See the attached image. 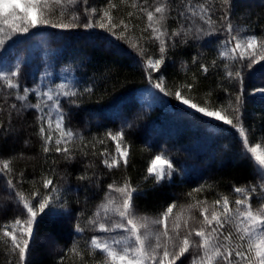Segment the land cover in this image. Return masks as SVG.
Listing matches in <instances>:
<instances>
[{"label": "snow or ice", "instance_id": "6c2138e0", "mask_svg": "<svg viewBox=\"0 0 264 264\" xmlns=\"http://www.w3.org/2000/svg\"><path fill=\"white\" fill-rule=\"evenodd\" d=\"M121 2L127 4L128 0ZM78 4L87 5V0H0V65H3L0 66V82L6 89L13 90L9 95H14L13 102L8 103V96H5L4 103L0 104V113L6 112L8 117L7 121L0 119V135L15 134L18 129L14 120L23 119L26 112L35 110L37 135L43 153H59L65 162L71 163L77 154L88 156L89 147L95 149L97 142L104 144L106 139L114 142V153L105 147L103 152L92 151L91 154L99 156L107 169H118L121 165L126 167L130 156L125 130L135 127V119L139 117L131 122L125 121L119 130H108L104 139L96 141L93 137L92 142L85 144V138L79 132L66 126L70 123L67 119L69 114L64 111L61 98L68 104L76 105L82 96H91L93 88L84 87L81 90L66 83L47 84L43 88L39 84L35 87L22 86V61L16 59L8 65L7 62L13 59L10 54L6 55L9 48L45 28L61 31L99 28L116 41L127 43L137 53L150 88L156 90L154 94L167 97L171 93L166 90L165 77L161 72L168 49L176 47L177 39L181 44H188L190 40L198 41L223 31L225 39L219 43L222 49L219 56L234 62V70L229 69L228 64L225 68L229 69L227 78L237 86L234 94L229 93L226 107L201 106L185 98L179 88L174 98L189 111L198 114L202 122L219 121L237 130L241 138V155L254 162L259 170L260 188L264 189V147L260 143L252 144L241 118L247 95L245 70L250 69L247 75L251 76L256 66L264 62V38L255 34L245 36L236 31L230 19L234 0H218V7L217 0L195 3L194 0H152V3L149 0H132L130 6L135 11H128L127 20L121 18L119 22L112 14L117 8L112 0H108L107 6L101 9L85 6L83 12L76 10ZM174 12L179 27L170 32L168 20ZM216 13H219L218 21L213 19ZM133 18H146L138 39L130 35ZM197 19L200 23H196ZM147 44L155 45L157 52L148 54ZM192 62L197 63L198 58L192 57ZM212 64L215 66L216 61ZM186 67L182 64V68ZM200 68L203 73L209 72L205 64H200ZM153 74H157L158 78L154 79ZM183 87L192 89L193 85L189 83ZM253 93L264 96V87L254 88ZM30 95H34V103L29 102ZM229 112L231 115L227 114ZM12 164L11 157L0 159V176L7 177L6 185L11 193L8 199L21 207L23 216L0 225V242L8 245L16 258L15 264H29L32 244L36 239V225L46 216L57 215V209L67 211V201H63L66 189L62 184L54 183L53 168L52 175H44L40 181L43 191L37 188L26 194L22 190L24 174L21 172L17 181ZM92 167V163L86 165L84 173L77 179L95 183V172L88 174V169ZM178 171L173 160L161 150L151 159L146 178L159 185L171 182ZM32 183L35 185L36 181ZM107 188L104 199L87 221L97 233L88 242V254L93 256V264H184L182 258L187 255H190L189 264H264V203L253 206L256 186L250 189L235 187L233 191L241 198L234 201L222 195L211 203L207 200L179 206L172 203L156 218L138 214L135 201L141 194L140 187H134L127 178L120 184L113 181ZM201 190L197 188L193 191ZM188 195L191 196V193ZM256 198L264 199L260 196ZM177 207L179 211L173 215ZM82 215L76 217L74 224L78 234L85 231L80 223ZM67 251L83 260L77 241H73ZM97 251L101 254L99 260L94 257ZM63 261L61 256L58 264H63Z\"/></svg>", "mask_w": 264, "mask_h": 264}, {"label": "trees", "instance_id": "16d2710c", "mask_svg": "<svg viewBox=\"0 0 264 264\" xmlns=\"http://www.w3.org/2000/svg\"><path fill=\"white\" fill-rule=\"evenodd\" d=\"M112 2L117 5L112 13L117 22L121 18L127 20L128 11H135L130 6L132 0H128L127 4L121 0ZM195 2L203 0H194ZM149 3H152V0H149ZM107 4L108 0H87V5L78 4L76 10L83 12L85 6L89 9H101ZM216 6H219L218 0ZM175 17L174 12L168 20L170 32L179 27ZM213 19L218 21L219 13H216ZM230 19L234 26L245 24L256 35L264 38V1L249 7L243 5L242 0H234ZM145 21L146 18L131 20L130 35L134 39L142 35L141 30ZM196 23L200 21L197 19ZM43 31L45 30L41 32ZM65 32L74 37L78 36L75 40L77 45L73 47L72 52L79 57L78 61L81 63L78 75L86 80L79 89L93 88L92 95L82 96L76 105L68 104L61 98L64 111L69 114L67 119L70 123L66 126L79 132L85 138V144H89L93 137L96 141L104 139V134L108 130H119L125 121L131 122L137 116L139 118L135 119V127L125 130L129 164L111 170L103 165L99 156L91 154L92 151L103 152L105 147L114 153L115 144L110 140L105 139L104 144L97 142L95 149L89 147L88 156L77 154L71 163L65 162L59 153H43L37 135L35 110L26 112L23 119L14 120V126L18 129L15 134L0 135V159L13 158L14 177L19 181V174L23 172L22 190L26 194L37 188L43 191L40 181L44 175H52L53 168L54 183L62 184L66 189L63 195V201H67L68 205L65 217H61L60 214L46 216L36 225V239L51 233L57 240L59 250L52 253L44 252L43 245L35 241L29 264H58L61 256L64 257L63 264H93V256L88 254L90 251L88 242L93 229L87 221L104 199L108 191L107 185L113 181L120 184L127 178L134 187L139 186L141 194L136 197V209L155 218L172 203L178 206L194 203L196 200H207L211 203L222 195H227L234 201L241 198L233 191L235 187L250 189L256 186L257 193L252 199L253 206L264 203V199L256 198L264 197V189L260 188L259 170L251 159L241 155V138L237 130L219 121L202 122L198 114L189 111L174 98V93L179 88L186 98L201 106L226 107L229 93L234 94L237 86L227 78L228 70H234V62L219 56V43L225 39L223 31L198 41L190 40L188 44H181L177 39L176 47H170L167 51L161 72L165 77L166 90L171 93L167 99L172 110L165 107H157L150 111L141 109L132 117L126 116L123 112L109 115L105 110L115 99L148 84L137 53L127 43L116 41L99 28L87 30L79 28ZM143 35L146 36L148 33ZM93 41V44L90 43ZM146 47L149 50L148 54L157 52L155 45L147 44ZM194 56L198 58L197 63L192 62ZM213 61H216L215 66L212 64ZM182 64L187 67L182 68ZM200 64L208 66L209 72L203 73ZM225 64L229 65V69L225 68ZM247 72L248 69L245 70L247 95L245 107L241 110V118L252 144L260 143L264 147V96L253 93V89L258 88L259 84L255 82V78L248 76ZM153 75L156 79L157 74ZM189 83L193 85L192 89L183 87ZM11 92L13 90L6 89L0 82V104L4 103L5 96H8V103L14 101V95H9ZM29 102H35L34 95H30ZM227 114L231 115L230 112ZM0 119L7 121V113H0ZM53 134L56 135L55 132ZM161 150L173 160L179 171L173 175L171 182L165 181L157 185L153 179L146 178L147 167ZM89 163H92L93 167L88 169V174L92 175L95 172V183L77 179L84 173L85 166ZM6 180L7 177L0 176V225L14 220L17 216H23L21 207L14 200L8 199L11 193ZM33 181H36L35 185ZM197 188L202 190L193 191ZM177 211L179 207L174 209V213ZM81 213L83 215L80 223L85 231L78 234L74 230V224L76 217ZM73 241L78 242L83 260L67 251ZM94 257L99 260L101 254L97 251ZM15 260L8 245L0 242V264L9 262L15 264Z\"/></svg>", "mask_w": 264, "mask_h": 264}, {"label": "rangeland", "instance_id": "374dc122", "mask_svg": "<svg viewBox=\"0 0 264 264\" xmlns=\"http://www.w3.org/2000/svg\"><path fill=\"white\" fill-rule=\"evenodd\" d=\"M263 1L264 0H242V3L243 5L246 4L252 7ZM235 26L236 31L241 35L246 36L255 34L254 31L245 24ZM44 30L43 32H36L25 40L17 41L13 47L9 48L6 54H10L11 57H13V59L7 62L8 65L14 63L16 59L22 61V75L20 77L22 86L35 87L39 84L41 88H43L47 84L66 83L70 86L79 88L84 85L86 80L78 75V70L81 66V63L78 61L79 57L72 52L73 47L77 45L75 40L78 36L74 37L70 33L57 29L45 28ZM90 43L93 44L94 41ZM221 50L222 49L219 47V52ZM222 58L229 60L226 57ZM248 71L251 70L248 69ZM250 77L255 78V82L259 84V87H264V84H261V81H264V62L256 66V70L252 71ZM155 91L156 90L150 88L149 84L140 86L130 93L115 99L107 106L105 113L114 115L123 112L126 116L132 117L141 109L150 111L157 107H165L172 110V108L169 107V100L167 97L162 95L157 96L154 94ZM180 105L182 104L180 103ZM186 109L188 108L186 107ZM197 143H199V141H197ZM191 146L193 145L191 144ZM136 210L140 215L152 217L141 213L138 209ZM56 212L60 214L61 217H65L64 210L57 209ZM174 214L175 213H173V215ZM93 234L97 233L93 230ZM35 241L43 245L42 250L44 252L52 253L59 250L57 240L51 233H46ZM182 259L184 260V264H189L190 255Z\"/></svg>", "mask_w": 264, "mask_h": 264}]
</instances>
